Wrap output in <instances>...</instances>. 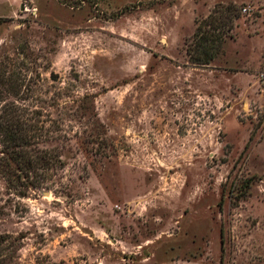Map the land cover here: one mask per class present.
Returning a JSON list of instances; mask_svg holds the SVG:
<instances>
[{
	"label": "rangeland",
	"instance_id": "374dc122",
	"mask_svg": "<svg viewBox=\"0 0 264 264\" xmlns=\"http://www.w3.org/2000/svg\"><path fill=\"white\" fill-rule=\"evenodd\" d=\"M262 72L264 0H0V114L61 161L0 175V264H264Z\"/></svg>",
	"mask_w": 264,
	"mask_h": 264
},
{
	"label": "trees",
	"instance_id": "16d2710c",
	"mask_svg": "<svg viewBox=\"0 0 264 264\" xmlns=\"http://www.w3.org/2000/svg\"><path fill=\"white\" fill-rule=\"evenodd\" d=\"M235 9L236 6L231 3L222 10L214 27V30L222 29L220 34L197 26L195 48L189 51L194 64L205 66L214 59L227 31L233 28V21L238 16L232 12ZM28 121L31 119L21 118L13 111L3 110L0 114V175L20 197H25L31 188H39L47 179V173L55 172L61 166L56 154L37 147L38 127Z\"/></svg>",
	"mask_w": 264,
	"mask_h": 264
},
{
	"label": "built area",
	"instance_id": "2783aa9c",
	"mask_svg": "<svg viewBox=\"0 0 264 264\" xmlns=\"http://www.w3.org/2000/svg\"><path fill=\"white\" fill-rule=\"evenodd\" d=\"M246 8H243V11H245ZM261 76L264 78V72L261 73Z\"/></svg>",
	"mask_w": 264,
	"mask_h": 264
}]
</instances>
